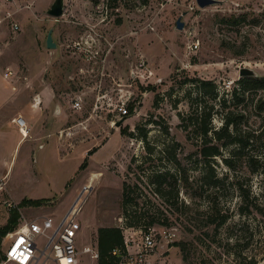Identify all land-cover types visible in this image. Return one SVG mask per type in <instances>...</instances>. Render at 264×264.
I'll return each mask as SVG.
<instances>
[{
  "label": "rangeland",
  "instance_id": "obj_1",
  "mask_svg": "<svg viewBox=\"0 0 264 264\" xmlns=\"http://www.w3.org/2000/svg\"><path fill=\"white\" fill-rule=\"evenodd\" d=\"M53 1L0 0V229L14 215L13 230L46 216L58 222L76 203L79 251L96 247L100 227L123 234L135 211L144 217L133 229L151 216L152 227L173 234L156 236L167 264H264V86L242 91L240 83L264 78V0L205 8L195 0H63L62 16L52 18ZM49 29L54 49L45 46ZM241 68L252 76L240 77ZM201 82L215 87L214 98H203L217 111L206 138L230 116L228 134L242 140L211 160L198 153L203 138L188 134ZM158 174L169 203L154 193ZM124 186L137 206L123 207ZM36 244L40 255L45 239Z\"/></svg>",
  "mask_w": 264,
  "mask_h": 264
},
{
  "label": "built area",
  "instance_id": "obj_2",
  "mask_svg": "<svg viewBox=\"0 0 264 264\" xmlns=\"http://www.w3.org/2000/svg\"><path fill=\"white\" fill-rule=\"evenodd\" d=\"M9 1V0H5ZM12 30H18L16 24H12ZM198 41H192L189 49L196 50ZM72 107L79 109V99L74 100ZM13 122L18 126L21 136L24 138L28 130L25 121L21 117H16ZM6 180L0 175V196L4 193ZM81 205L74 204L70 210L58 221L54 222L49 216L41 219L25 221L23 225L5 234V242L2 247L0 264H32L37 249L36 241L42 237L45 239L44 247L39 251L40 256L46 261L53 259L55 264H80L79 254H87L90 262H97L98 251L92 246H85L81 251L78 250L75 238L79 230L76 216ZM123 248L114 249L111 255L118 257L115 264H167L161 254H156L157 240L162 236L164 239L172 237L170 230H159L151 227L146 229H123ZM163 254V253H162ZM52 256V258H51Z\"/></svg>",
  "mask_w": 264,
  "mask_h": 264
},
{
  "label": "trees",
  "instance_id": "obj_3",
  "mask_svg": "<svg viewBox=\"0 0 264 264\" xmlns=\"http://www.w3.org/2000/svg\"><path fill=\"white\" fill-rule=\"evenodd\" d=\"M112 1L117 2L119 0H112ZM147 1L148 0H141L143 4L147 3ZM189 81H194V80L184 79L183 81H181L180 84H186ZM245 81H246V84H244L243 82H240L242 85L241 86L242 91L245 89H249V88L256 89V88L264 86V78L250 77L246 79ZM201 84H202L203 91H201L200 86L199 87L197 86V87L200 89L202 94L195 98V101H194L195 106L194 108H192L193 115L188 118L189 125L191 127L190 133L188 134L193 133L201 137V139L203 138L198 153L203 160H211V158L220 155V152H219L220 146H225L227 144H234V143L239 146H242V140L237 138V136L232 135L231 137L228 134L229 127L233 125V119L230 118V116L229 117L226 116L225 118H223V126L219 130L213 131V136L211 139L206 138L207 134L212 130V127H209L207 125L208 123H205V122L206 121L208 122L210 117L217 111H214L213 103L207 106L205 102L203 101V98L205 95H208V94L212 95L214 98L215 87L213 85H210L209 82H201ZM208 85H210V89H211L209 92L208 90H206V87H208ZM241 89L240 88L233 89L232 96L234 97V99L238 97V94L241 91ZM263 105L264 103H259L258 105L259 110H262ZM124 133L125 132H122V134ZM142 137L145 138V134H143ZM212 139H214L216 143L209 146L208 143ZM93 152L95 151L93 150L89 151L88 155H90V153H93ZM81 168L83 169L85 168V163H82L79 166V169ZM181 171H182V175L180 173ZM178 172L180 175V180L186 183L188 179L186 175L184 174V170H181L180 168H178ZM161 177L162 176L158 174L154 177V180H152L151 182L153 185H155L154 193H156L166 203H169L170 195L164 190V188H162L163 184L158 181ZM133 193H134L133 188H130L129 186H124L123 193H122L123 207H127V206L134 207L139 204L140 198L138 196L133 197L132 195ZM29 202L35 206H38L42 203L41 200H29ZM133 213H134L133 215L129 214L128 216L130 217L129 220H127L126 217L124 218L125 226L127 228L128 227L137 228L138 225L134 222V220L137 222H140L141 219L144 217L140 214L137 215L135 211ZM242 213H245V210ZM16 218H17V215L11 216L8 219L7 224L0 229V241L2 237L5 236V234L13 231ZM222 222L223 220L218 225H220ZM146 223L147 224L143 225L140 229H143L145 231L146 229L151 228L155 224V220L153 217L150 216L149 220ZM96 248L98 251V260L96 264H115L118 260V257L112 256L111 251L114 249L121 250L123 248V234H122L121 228L119 227H100L98 228L96 231ZM0 260H1V257H0Z\"/></svg>",
  "mask_w": 264,
  "mask_h": 264
},
{
  "label": "water",
  "instance_id": "obj_4",
  "mask_svg": "<svg viewBox=\"0 0 264 264\" xmlns=\"http://www.w3.org/2000/svg\"><path fill=\"white\" fill-rule=\"evenodd\" d=\"M195 3L199 8H205L207 6L217 3V1L216 0H195ZM62 14H63V0H54L50 8L47 10V15L52 18H58L62 16ZM182 27H183L182 22L180 21V19H177L176 28L182 29ZM45 46L47 49H54L56 47V44L52 40V29H49L47 32ZM239 76L249 77V76H252V72L246 68H241L239 71ZM116 125L119 126L120 123Z\"/></svg>",
  "mask_w": 264,
  "mask_h": 264
},
{
  "label": "crops",
  "instance_id": "obj_5",
  "mask_svg": "<svg viewBox=\"0 0 264 264\" xmlns=\"http://www.w3.org/2000/svg\"><path fill=\"white\" fill-rule=\"evenodd\" d=\"M35 258L36 260H34L32 264H45L46 262L44 259H42L40 255H37V253H35ZM8 264H13V263H8Z\"/></svg>",
  "mask_w": 264,
  "mask_h": 264
},
{
  "label": "bare ground",
  "instance_id": "obj_6",
  "mask_svg": "<svg viewBox=\"0 0 264 264\" xmlns=\"http://www.w3.org/2000/svg\"><path fill=\"white\" fill-rule=\"evenodd\" d=\"M25 137H27V135H25Z\"/></svg>",
  "mask_w": 264,
  "mask_h": 264
}]
</instances>
